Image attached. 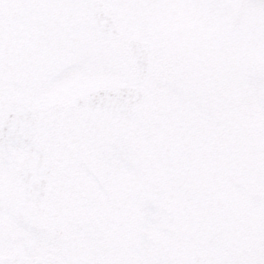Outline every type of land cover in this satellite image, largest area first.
<instances>
[{
    "label": "snow or ice",
    "instance_id": "6c2138e0",
    "mask_svg": "<svg viewBox=\"0 0 264 264\" xmlns=\"http://www.w3.org/2000/svg\"><path fill=\"white\" fill-rule=\"evenodd\" d=\"M0 264H264V0H0Z\"/></svg>",
    "mask_w": 264,
    "mask_h": 264
}]
</instances>
